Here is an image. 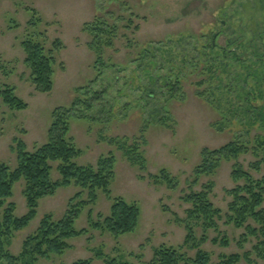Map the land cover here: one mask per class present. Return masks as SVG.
I'll use <instances>...</instances> for the list:
<instances>
[{"label": "rangeland", "instance_id": "rangeland-1", "mask_svg": "<svg viewBox=\"0 0 264 264\" xmlns=\"http://www.w3.org/2000/svg\"><path fill=\"white\" fill-rule=\"evenodd\" d=\"M103 17L117 20L120 31L114 47L105 49L104 66H97L98 55L90 47L92 38L85 26ZM29 39L43 44L49 54L53 50L56 65L50 94L36 91L25 65L22 44ZM201 73L203 98L192 86ZM177 78L185 80L178 95L182 101L166 87ZM7 86L27 105L19 111L0 99V165L11 170L17 167V142L25 143L29 152L48 143L56 109L71 108L83 91L90 96L105 92L93 110L80 107L70 120L69 136L80 151L76 160L80 166L96 167L101 159L114 157L111 192L98 191L94 205L84 192L88 205L76 228L87 229L88 234L69 241L71 248L64 254L34 264L85 260L105 264L110 259L151 264L162 248L188 259L201 249L212 264L251 253L254 264H264L253 251L257 241L250 238L241 249L245 230L225 220L218 223V232L207 233L206 243L190 250L185 223L191 206L182 201L191 190L211 187V202L226 216L233 200L228 192L245 186L234 180V170L241 166L255 180L264 177V169L257 173L251 167L264 159L263 151L260 158L253 151L257 140L264 138V0H0V89ZM248 119L256 121L253 128L246 125ZM237 138L251 142L250 153L221 162L191 187L202 152ZM133 146L144 157L143 171L126 155ZM57 167L53 164L55 182L60 179ZM162 172L174 178L177 188L154 180ZM24 189V181L16 184L7 202L15 206L17 218L29 212ZM80 192L73 185L41 199L35 219L13 233L6 250L21 256L25 241L37 234L42 220L51 216L54 222L61 221L80 202L75 198ZM117 198L140 209L136 230L119 237L91 227L104 222ZM194 230L200 241L203 227L194 225ZM217 237H226L229 247L215 245L212 240Z\"/></svg>", "mask_w": 264, "mask_h": 264}, {"label": "trees", "instance_id": "trees-1", "mask_svg": "<svg viewBox=\"0 0 264 264\" xmlns=\"http://www.w3.org/2000/svg\"><path fill=\"white\" fill-rule=\"evenodd\" d=\"M116 21L112 23L108 18L103 17L97 18L92 24L85 26V32L92 38L90 47L98 55L97 66H104L105 49L113 48L119 36L120 28ZM59 43L56 42L55 47ZM22 46L26 54L25 65L30 70L31 80L36 91L41 94L52 93L56 65L53 50L49 54L45 46L34 39L24 41ZM212 69L211 67L210 70ZM210 70L208 67V71L213 74ZM214 74L218 75L219 71H214ZM202 75L201 73L200 76H197V80L192 83V86L196 88L197 96L200 98L205 97V92L201 90L205 84ZM184 84V79L177 78L175 82L167 84L166 87L174 91L175 95L172 97L182 101L178 95L180 91H183ZM82 94L80 98L74 101L71 108H59L54 111L53 124L48 133L47 144L34 152H29L25 143L17 142V148L15 149L17 155L16 169L11 170L7 165H0V264H34L39 259L48 260L53 255L64 254L71 248L69 241L87 235L89 232L87 229L77 230L76 228V222L82 208L88 205L87 202L83 201L82 194L87 193L88 203L94 205L98 199V191L105 194L111 192L110 188L115 175L114 157L101 159L96 167H83L76 162L80 151L75 147L69 136L70 120L76 116L82 106L88 111L93 110L96 103L103 101L105 92H96L90 96L89 92L83 91ZM0 99L11 109L23 111L27 108L26 103L16 96L13 87L7 86L0 89ZM245 123L249 128H253L256 121L252 122L248 119ZM250 144L251 142L237 138L220 149H205L202 152V162L196 170L191 187L197 184L199 176L212 174L221 162L238 160L242 155L250 153ZM257 145L253 148V151L255 156L260 158L261 152H264V138L257 140ZM133 148L127 150L126 155L131 163L143 171L146 168L144 157L139 154L137 148ZM53 164H58L57 171L60 175V179L56 182L52 179ZM251 167L255 172L261 173L264 169V159ZM232 175L236 182L243 181L245 186L237 187L235 190L228 192L233 200L229 205V213L226 216H223L222 212L216 209L211 202L209 198L212 191L211 187L205 188L202 192L191 190L190 193L183 196L182 201L191 206V209L187 212L188 220L185 223L188 233L186 245L190 250L199 249L202 244L208 241L207 233L209 231L218 232V223L225 220L226 224L233 225L236 229L245 230L239 241L241 249L243 245L249 242L250 238L257 241L253 251L259 259L264 261V177L255 180L241 166L236 168ZM154 180L157 183H166L170 189L177 188L174 178L167 172H162V175L155 177ZM21 181L25 182L24 196L28 203L29 212L27 215L17 218L15 217V206L13 204L7 205V202L13 197L14 186ZM73 185L82 191L75 197L80 202L70 209L61 221L54 222L51 216L44 218L37 234L25 241L21 256L16 257L10 254L6 250V244H9L14 232L25 229L35 219L39 201L54 195L60 188H68ZM139 220L140 209L122 198H117L114 199L110 215L104 222L93 224L91 227L96 230L105 229L111 235L119 237L133 233L138 227ZM194 225H199L204 229L200 241L197 240L195 235ZM212 242L215 245L229 247V241L226 237L214 238ZM241 261L254 264L251 253L223 257L219 264H239ZM181 263L212 264L209 254L201 249H199L195 258L188 259L175 250L165 248L155 252L151 264ZM74 264H93V262L85 260ZM105 264L127 263L110 259L106 260Z\"/></svg>", "mask_w": 264, "mask_h": 264}]
</instances>
